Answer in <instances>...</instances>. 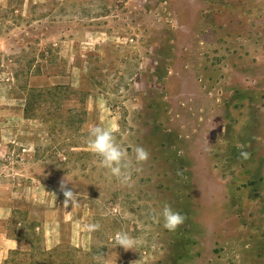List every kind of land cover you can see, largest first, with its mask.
Wrapping results in <instances>:
<instances>
[{"label":"rangeland","instance_id":"374dc122","mask_svg":"<svg viewBox=\"0 0 264 264\" xmlns=\"http://www.w3.org/2000/svg\"><path fill=\"white\" fill-rule=\"evenodd\" d=\"M98 124L149 151L132 187L84 143ZM94 256L264 264V0H0V264Z\"/></svg>","mask_w":264,"mask_h":264},{"label":"clouds","instance_id":"9594fccd","mask_svg":"<svg viewBox=\"0 0 264 264\" xmlns=\"http://www.w3.org/2000/svg\"><path fill=\"white\" fill-rule=\"evenodd\" d=\"M84 143L89 151L97 157L99 166L115 178L121 186L132 187V173L142 171L143 165L150 158L149 151L140 145L135 146L133 155L129 156L128 152L118 143L114 130L99 124L88 129L87 135L84 137ZM235 147L239 150L240 158L246 160L250 157V153L244 150L246 147L244 144L238 143ZM69 182L71 181L65 176L61 179L59 185L64 196L63 204L65 208L69 204L74 206L78 203L77 194L68 187ZM157 215L162 218L163 227L170 232H175L186 220L185 215L174 210L168 203L163 204ZM87 227L89 230L95 231L99 230L100 225L96 223ZM114 243L122 246L125 250H135L137 240L127 232H117ZM93 260L97 264H101L100 257L94 256Z\"/></svg>","mask_w":264,"mask_h":264}]
</instances>
